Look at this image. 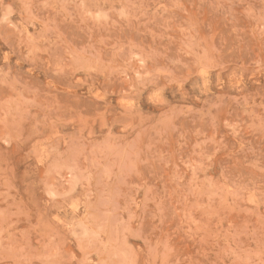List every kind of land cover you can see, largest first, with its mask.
<instances>
[{
    "label": "rangeland",
    "instance_id": "obj_1",
    "mask_svg": "<svg viewBox=\"0 0 264 264\" xmlns=\"http://www.w3.org/2000/svg\"><path fill=\"white\" fill-rule=\"evenodd\" d=\"M0 264H264V0H0Z\"/></svg>",
    "mask_w": 264,
    "mask_h": 264
}]
</instances>
